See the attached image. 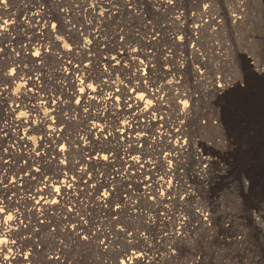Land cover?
<instances>
[{
	"label": "rangeland",
	"instance_id": "1",
	"mask_svg": "<svg viewBox=\"0 0 264 264\" xmlns=\"http://www.w3.org/2000/svg\"><path fill=\"white\" fill-rule=\"evenodd\" d=\"M125 1L91 0L84 6L72 0H8L6 8L0 6V18H16L8 20L12 23L8 39L0 44L1 118L9 122L28 115V105L37 101L34 97H49L40 112L52 111L55 104L58 113L51 115L52 121L45 127L63 128L67 136L85 121L83 112L102 108L71 99L70 94L80 87L94 88L93 95L104 99L110 85L102 81L113 84L120 102H106L109 112L104 119L111 127L115 125L110 114L124 111L127 93L143 95L157 124L145 122L133 134L114 135L117 146L100 147L104 155H113L114 163L108 160L107 167L90 169L104 179L116 174L122 178L93 183L101 188L92 190L83 206L79 207V201L57 206L70 208L76 218L86 214L92 222L106 221L109 227L104 228L111 240V230L132 233L134 238L126 247L118 242L108 253L109 264H120L125 249L152 259L148 264H264V0H131L128 5ZM165 1L170 4H162ZM63 9L70 12L69 17L61 16ZM84 9L104 14L94 18ZM107 11L111 14H105ZM30 14H38L42 21L35 19L30 26L45 24L48 28L39 30L40 26L30 32L21 23ZM95 22L113 47L107 52L92 48L88 31ZM39 39L47 43L49 54L40 65L25 59L21 73L15 74L20 79L8 83L3 75L9 70L6 62L11 56L5 46L19 47L22 44L17 42L29 41L36 49ZM85 41L89 51H81ZM140 62L148 69L141 71ZM62 68L66 77L59 73ZM33 73L42 76L34 97L28 93L32 87L26 85ZM143 73L145 85L140 83ZM77 76L84 79L80 87L73 82ZM218 86L222 92L216 91ZM152 89L164 97H153ZM12 104L19 107L10 115ZM181 109L184 116L179 115ZM137 111L131 114L138 120L142 115ZM136 134L140 142H127V137ZM122 143L134 162L121 159ZM66 149L70 150L67 145ZM30 167L45 168L42 179L21 180L22 187L9 192L15 198L7 205L20 213L21 226L15 235L22 253L28 252L29 264H63L50 261L52 253L68 264H101L104 256L92 245H80L64 232L60 210L46 211L42 205L45 190L40 194L44 200L31 196L34 204L25 202L42 187L40 181L56 170L52 165H31L27 171ZM17 168L7 170L8 176L14 174V182L27 173L17 172L21 171ZM113 169L117 172L111 174ZM72 184L79 187L77 181ZM110 189L107 209L100 210L94 200L103 193L108 195ZM9 198L7 194L2 199L0 192L2 202Z\"/></svg>",
	"mask_w": 264,
	"mask_h": 264
},
{
	"label": "bare ground",
	"instance_id": "2",
	"mask_svg": "<svg viewBox=\"0 0 264 264\" xmlns=\"http://www.w3.org/2000/svg\"><path fill=\"white\" fill-rule=\"evenodd\" d=\"M72 1H75L76 3H81L85 6L87 1L90 2L91 0ZM131 3V0L125 1V4L127 5ZM162 4L168 5L170 3L165 1ZM108 5L109 4H103V6ZM86 11L91 13L90 10L84 9V12ZM60 12H62L61 16L69 17L70 12L67 9H63ZM106 13L111 14L110 11L105 12V14ZM102 14L104 13L92 14V16L94 18H102ZM176 14L177 18H179L180 13ZM7 18L10 21L16 20V18ZM38 18H40L38 14H30L26 18L21 19V23L30 32H33L36 27L40 28V26L42 28H40L39 30H46L48 26H46L45 24H41L39 26H30L31 22H34L35 19ZM5 20V17L0 18V22H3ZM40 21L41 19L37 20L38 23H42V21ZM11 24L12 23L9 22V29L11 28ZM98 25L100 24L95 22L94 27L90 31H88V38H92L91 40L94 44V46L92 47L93 49L98 50L99 48L98 51L107 52L113 47L108 44V41L105 39L106 35H104V31ZM85 26L88 25L85 24ZM7 32L8 30L6 32H0V44H2L1 42L3 41V39H8ZM116 35H114V42H116L117 40ZM121 35H124V32ZM10 40L14 39L10 38L9 41ZM17 43H20L22 45L19 47H15L13 45L5 46L6 53L8 54V56H11L6 62L9 67V70L6 71L3 75L4 79L8 83H14V81H18L20 79L15 74L21 73V64L22 62H24L25 59H27L32 65H40L41 62L45 59L43 57L49 54L47 43L44 40H38V43L36 44V49H33V43L29 41H20ZM88 46L89 42L86 43L85 41L83 43L81 51H89L90 46ZM8 47L10 48L9 51ZM66 66H70V62H67ZM72 66L75 67V65ZM117 66L118 63L116 59V62L114 63L113 67L116 68ZM67 67L65 68L67 69ZM140 67L143 68L141 69V71L145 70L144 68L148 69V65H143L142 62H140ZM65 68H62L59 71L61 75H65L62 77H66L67 72H65ZM104 73L108 75L107 72ZM41 77V75L33 73L31 74V77L27 79L26 85L32 87V89L28 90V93L32 97H34L35 93L33 90H36L40 87V84L42 82ZM78 77H80V79H78ZM73 82L77 87H80L84 83V79L81 76H77L75 79L73 78ZM102 82L103 84L110 85V92L107 93V97L104 99L99 98L97 95H93L94 88L92 89L88 86L80 87L73 93V95L70 94L71 99L76 98L82 103L91 102L94 105L102 106V108L95 111L83 112L82 116L85 121L81 122L79 127H77V129H75L72 134H69L67 136H65V130L63 128L52 130L45 127V124H48L50 121H52L53 117L51 115L58 113L54 112L55 108H57V105L55 104L52 105V111L40 112L41 108H44V105L47 103L49 97H34V100L37 101L32 105H28L30 108L28 110L29 114L22 115L23 117L21 118L15 117L14 119L9 120V122H6L7 120H3L0 114V192L2 194V199L4 197L6 198L7 194L10 197L9 199H7L9 202H2V200L0 199V244L5 245V247H0V264H29L30 262V260L26 257L28 252L22 253V250L24 249L19 246V239L15 235L17 228L21 226V224L19 223L20 213L16 209L8 208L10 206L7 205L10 203V201L13 200V198H15L12 197L9 192L18 189L19 187H22V185L19 183L21 180L27 181L32 176H37L42 179V169L45 168L38 170L30 167L29 171H27V169L31 165H52V169L56 170H52L48 176H45V178L40 181L42 187H38V190L34 191L30 196H28V198L25 199V202L29 203L30 205H33L34 202L30 203V201L32 202L33 199H45L42 205H45L46 211L60 210L62 214V225L61 223L60 225L64 232L68 233L71 238L75 239V241L80 245H92L93 248L99 254L104 256V261H102L101 264H109V262L107 261V255L114 249V245L116 243H122L126 247L128 243H130V241L134 238L132 233L123 231L121 229H116L111 230L114 235V239L111 240V238L108 237V232H106L104 228L109 227L106 221L100 219L98 221L92 222V217L89 218L86 214H83V218H76L73 216V211L70 208H68V210H65L66 206L62 204L57 206L59 202L66 203L68 205V203L71 201H79V207L83 206V204L85 203L83 200L88 198V195L92 192V190H99L101 188V186L95 188V184L93 183L102 181L107 182L106 180H109L107 178L104 179L101 175L95 176L94 173L90 171L91 167L93 166L107 167L109 161L110 163H114V157L112 158L113 155L111 153L104 155L100 152L101 144H105L108 146H117V143L115 142L116 135L122 136L123 134L128 133L133 134L138 129V127H142L145 122L146 124H148L150 121H152L157 124V118L147 110L148 102L144 100V96L140 94H135L133 91H130L126 95V100L124 99L122 103L126 106L124 111L113 110V113L110 114L111 116H113L110 118V120L114 122L115 127L106 126V119L104 118L108 116L109 112L106 109V107L108 106L106 102L109 101L114 102V104H118L120 101L116 89L112 88L113 84L105 80ZM140 83L143 85L147 84L145 73L142 74V81H140ZM218 88L219 89H216V91H223H221L222 88L220 86H218ZM152 90L153 92L151 93V95L153 97H164L161 96L160 91L158 92L156 90L154 91V89ZM148 91H150V89H148ZM1 95L5 96L6 91L3 90ZM12 100H14V102L18 101L17 98H12ZM182 105L185 107V103H182ZM18 107V105L12 104L11 106H9L8 113L10 115H13L16 111H18ZM132 111H134L133 113L137 111L142 116L137 120L135 119L137 117L134 114H131ZM179 115L184 116V110L181 109ZM125 116L127 117L124 118ZM68 119L69 118L64 119V121ZM2 121H5V123H3ZM73 121L75 120L73 119ZM39 132L43 135L32 136L33 134ZM27 133H32V135H26ZM140 141L141 137L137 134L134 136L127 137V142L130 143ZM113 143L115 144L112 145ZM66 145L70 150L66 149ZM175 147H177V145H175ZM127 148V145H124L123 143L121 144L119 149L120 157L121 159H126L124 163L134 162V157L128 155ZM177 150H180V148ZM13 166H17L19 167L17 169L21 170L17 172H27L24 176H19L16 179L17 182H14L13 180L14 174H12V177L7 175V170ZM114 171L117 172L116 169H113L111 171V174L114 173ZM121 178L122 176H117V174L114 177L111 176L109 183H112L116 180H120ZM97 179L102 180L98 181ZM75 181L79 183V187H75L72 184ZM52 183H58L59 186H53L51 185ZM44 190L46 191L44 193L46 197L42 199L40 197V194H42ZM83 192H85V194H83ZM111 193L112 190L110 189L108 195H105L104 193L101 194V196H99L97 199L95 198L94 204H97L100 210H106V206L109 200L108 197L111 196ZM112 195L114 196V194ZM142 195L145 194L142 192ZM31 196H34L33 199L31 198ZM124 198L126 200V197ZM126 201H128V199ZM35 205L37 204L35 203ZM115 212H117V210H115L114 213ZM4 219H6L7 221H12L8 224H4ZM4 233H7V235H3ZM137 235H139V239L142 242L146 241L142 233H139ZM118 238L120 239L117 240ZM127 251L128 250L125 249L121 252V254H123L120 256V258H122L120 264H132L133 261L138 260H140L142 264H148L147 260H150L148 257H145L143 254ZM9 252L11 253L10 256ZM49 260L68 264L65 259H63L62 256L57 253H52ZM31 261L33 263V260Z\"/></svg>",
	"mask_w": 264,
	"mask_h": 264
},
{
	"label": "clouds",
	"instance_id": "3",
	"mask_svg": "<svg viewBox=\"0 0 264 264\" xmlns=\"http://www.w3.org/2000/svg\"><path fill=\"white\" fill-rule=\"evenodd\" d=\"M0 6H2V7H7V4L5 3V0H0ZM9 22L8 21H3V22H0V32H6L7 30H8V28H9ZM65 47H67V45H65ZM12 221V220H11ZM11 221H7L6 219H4V221H3V223L4 224H8V223H10ZM262 226H264V225H262ZM3 235H7V233H4ZM0 247H5V245H3V244H0ZM11 255V253L9 252V256ZM4 259V258H3ZM5 260V259H4Z\"/></svg>",
	"mask_w": 264,
	"mask_h": 264
},
{
	"label": "snow or ice",
	"instance_id": "4",
	"mask_svg": "<svg viewBox=\"0 0 264 264\" xmlns=\"http://www.w3.org/2000/svg\"><path fill=\"white\" fill-rule=\"evenodd\" d=\"M5 3L8 4V0H5ZM38 55V54H37Z\"/></svg>",
	"mask_w": 264,
	"mask_h": 264
}]
</instances>
